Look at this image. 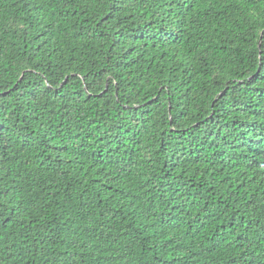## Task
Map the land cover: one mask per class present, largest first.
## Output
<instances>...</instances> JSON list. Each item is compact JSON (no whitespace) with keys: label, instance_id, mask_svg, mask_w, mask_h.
I'll use <instances>...</instances> for the list:
<instances>
[{"label":"trees","instance_id":"16d2710c","mask_svg":"<svg viewBox=\"0 0 264 264\" xmlns=\"http://www.w3.org/2000/svg\"><path fill=\"white\" fill-rule=\"evenodd\" d=\"M0 264H264V0H0Z\"/></svg>","mask_w":264,"mask_h":264}]
</instances>
